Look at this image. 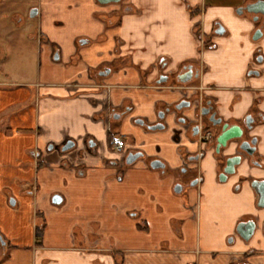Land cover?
Here are the masks:
<instances>
[{"label": "crops", "instance_id": "0c3cea01", "mask_svg": "<svg viewBox=\"0 0 264 264\" xmlns=\"http://www.w3.org/2000/svg\"><path fill=\"white\" fill-rule=\"evenodd\" d=\"M239 2L41 0L29 36L39 51L37 82H0V264H264V235L244 241L235 228L254 216L249 189H230L237 176L217 184L212 151L179 120L194 111H173L179 90L157 85L161 73L198 60L207 68L201 84L227 89L215 93L223 116L242 115L253 96L241 83L252 26L235 13ZM218 22L228 39L213 36ZM208 37L219 47L205 52ZM17 52L0 48V57ZM3 62L6 79L11 63ZM251 82L259 89L264 77ZM139 120L164 127L151 131ZM113 134L124 152L113 148ZM130 152L142 157L120 176ZM185 164L200 169L201 182L176 194ZM239 173L253 176L245 167Z\"/></svg>", "mask_w": 264, "mask_h": 264}, {"label": "flooded vegetation", "instance_id": "af4514ba", "mask_svg": "<svg viewBox=\"0 0 264 264\" xmlns=\"http://www.w3.org/2000/svg\"><path fill=\"white\" fill-rule=\"evenodd\" d=\"M235 13L239 16H246L252 26L249 41H247V45L246 43L244 45V47H249V55L245 60L241 83L243 85V90L253 96L247 108L239 118L227 119L222 114L223 107L218 97L215 96V93L227 89L213 83L207 85L201 84V76L207 71V68L204 66L197 69L194 68L193 64H189L181 67L174 75L171 73H161L157 85L170 83L173 84L171 87L172 89L179 90L181 100L174 105L173 111L177 113L186 110L194 111V116L192 118L185 119L179 117V120L183 128L190 134L191 139L195 140L199 145H202L203 150L210 149L212 151L218 167L216 175L217 184L220 186L229 185L231 180L237 176L236 181L232 184V186L234 185L236 187L234 193L241 192L244 185L249 189L255 201L254 216L251 215L243 221H240L235 227L236 232L241 238L244 241H249L257 232H261V234L264 235V82L260 84L263 85V87L259 89L253 87L251 82L254 79H261L264 77V0H240L239 5L235 8ZM214 27L216 28H214L213 31L217 33V37L223 38L224 36L225 39L229 38L223 24L218 22ZM221 31L222 33L218 34ZM211 39L213 40V38ZM201 41L202 46L204 47L206 45L210 50L219 47L217 43H211L209 39H203ZM54 59L59 60L57 52L54 55ZM104 72L105 71L101 74H104ZM181 103H188L189 106L177 110V106ZM229 109H232V106H230ZM166 112H169V110H166ZM163 115L164 113H161L159 118L162 119ZM116 116L118 119L115 120L114 118ZM119 118L120 115L118 114L112 116L113 121H117ZM136 124L145 126L148 130H150L149 127H152L146 125L142 120L136 121ZM223 136L228 137L225 142L221 141ZM110 141L115 150L117 141H122L124 146L122 152L125 151L126 144L119 135L113 134V138ZM138 153L139 152H130L129 154ZM202 155L203 153L191 155V157L188 158V162L196 163ZM126 157L122 164H120V176L125 169L130 166L126 164ZM153 162L158 163L159 166H163L158 161ZM232 163H235L233 168L230 167ZM243 167L248 168L253 176L241 175L239 172ZM226 170H231L233 172L228 174L225 172ZM187 171H194L195 177L188 182H182L178 176L180 177V175H183ZM201 177L202 173L197 166L191 169L185 164L177 174V183L174 189H180V193L176 194H181L198 186L201 182ZM197 205V203L191 205L194 207L191 211L194 216L198 208ZM251 227L253 228L252 235L249 239L245 240L242 237V233H245ZM240 264L249 263L245 262Z\"/></svg>", "mask_w": 264, "mask_h": 264}, {"label": "rangeland", "instance_id": "374dc122", "mask_svg": "<svg viewBox=\"0 0 264 264\" xmlns=\"http://www.w3.org/2000/svg\"><path fill=\"white\" fill-rule=\"evenodd\" d=\"M40 2L41 0H0V48L9 49L11 47L12 49L16 48V51H18V57L9 60L1 59L0 57V64H3L5 60V62L7 61V66L10 63L12 65L8 68L9 77L6 79H4L6 75L4 70H0V82L2 80L26 86L34 85L37 82L40 63L39 51L29 39V36L34 33L37 27V18H31L30 13L33 10L39 9ZM2 30H7V32H3ZM212 34L215 38L217 37L215 31ZM8 37L10 38L8 39ZM208 39L211 43H214L211 37H208ZM203 50L207 52L210 49L205 45ZM54 55L52 57L53 64H59L61 60H55ZM193 65L197 69L200 67L198 60ZM7 66L5 65V67ZM194 177V171H187L183 175H180V177L178 176L182 182H188ZM231 190L235 192L236 187L233 185ZM35 224L39 226L42 224V221L38 219Z\"/></svg>", "mask_w": 264, "mask_h": 264}, {"label": "water", "instance_id": "95a60500", "mask_svg": "<svg viewBox=\"0 0 264 264\" xmlns=\"http://www.w3.org/2000/svg\"><path fill=\"white\" fill-rule=\"evenodd\" d=\"M120 0H97V2L99 3V4H101V5H105V4H108V3H118ZM36 15H37V11L36 10H33L31 13H30V17L31 18H35L36 17ZM222 33V31L220 32V33H218V34H221ZM217 34V33H216ZM55 59H57V58H55ZM189 106V104L188 103H181L179 106H177V110H179V109H181V108H183V107H188ZM115 120L116 119H118V117L116 116L115 118H114ZM139 124H142V123H139ZM149 129L150 130H152V131H155V130H161V129H163V125H161V124H158V125H155V126H152V127H149ZM228 137H225V136H223V138L221 139V141L222 142H225V140L227 139ZM70 145H67L64 149H67L68 147H69ZM142 155L140 154V153H138V154H129L127 157H126V164L127 165H131L133 162H135L138 158H140ZM235 165V163H232L231 165H230V167H232L233 168V166ZM151 166L152 167H158L159 166V164L158 163H151ZM226 173H228V174H230V173H232L233 171H231V170H226L225 171ZM174 192L175 193H180V189H174ZM10 205L11 206H14V201L13 200H11L10 202ZM52 203L54 204V205H59L60 203H61V199L58 197V196H54L53 198H52ZM252 231H253V228L251 227V228H249L245 233H242V237L245 239V240H247V239H249L250 237H251V235H252ZM0 243L1 244H4V242H3V240H2V237L0 236Z\"/></svg>", "mask_w": 264, "mask_h": 264}, {"label": "trees", "instance_id": "16d2710c", "mask_svg": "<svg viewBox=\"0 0 264 264\" xmlns=\"http://www.w3.org/2000/svg\"><path fill=\"white\" fill-rule=\"evenodd\" d=\"M43 230H44V224L42 222L41 225L37 226L35 225L34 227V237H35V241L38 244L42 235H43Z\"/></svg>", "mask_w": 264, "mask_h": 264}, {"label": "built area", "instance_id": "2783aa9c", "mask_svg": "<svg viewBox=\"0 0 264 264\" xmlns=\"http://www.w3.org/2000/svg\"><path fill=\"white\" fill-rule=\"evenodd\" d=\"M123 149H124V146H123L122 141H117V143H116V150L119 151V152H122Z\"/></svg>", "mask_w": 264, "mask_h": 264}]
</instances>
